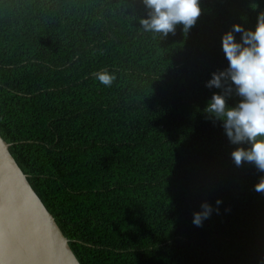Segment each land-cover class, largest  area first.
<instances>
[{"label":"trees","instance_id":"1","mask_svg":"<svg viewBox=\"0 0 264 264\" xmlns=\"http://www.w3.org/2000/svg\"><path fill=\"white\" fill-rule=\"evenodd\" d=\"M199 4L164 37L143 0H0V134L81 264H264V172L205 111L223 35L264 0Z\"/></svg>","mask_w":264,"mask_h":264},{"label":"clouds","instance_id":"2","mask_svg":"<svg viewBox=\"0 0 264 264\" xmlns=\"http://www.w3.org/2000/svg\"><path fill=\"white\" fill-rule=\"evenodd\" d=\"M148 18L141 19L145 31L161 33L167 37L175 34L176 26L183 25L187 33L201 15L199 0H143ZM235 33L241 34V42ZM222 48L229 62L223 70L212 73L206 87L223 89L222 94L214 93L205 111L216 120L223 122V128L237 147L231 156L237 167L244 162L252 163L258 171L264 172V12L257 17L255 30H246L240 24L222 37ZM95 78L105 87H111L116 76L107 71L95 73ZM241 98L235 107H229L226 97L233 92ZM257 192L264 193V177L255 185ZM220 200L216 201L219 205ZM201 211L193 214V224L203 226L214 211L207 201L201 204ZM215 211H219L218 208Z\"/></svg>","mask_w":264,"mask_h":264},{"label":"water","instance_id":"3","mask_svg":"<svg viewBox=\"0 0 264 264\" xmlns=\"http://www.w3.org/2000/svg\"><path fill=\"white\" fill-rule=\"evenodd\" d=\"M0 134V264H81Z\"/></svg>","mask_w":264,"mask_h":264}]
</instances>
